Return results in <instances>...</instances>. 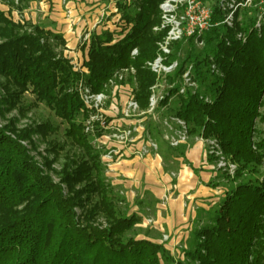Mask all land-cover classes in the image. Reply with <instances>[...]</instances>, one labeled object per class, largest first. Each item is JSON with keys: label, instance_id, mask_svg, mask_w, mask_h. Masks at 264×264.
Here are the masks:
<instances>
[{"label": "trees", "instance_id": "16d2710c", "mask_svg": "<svg viewBox=\"0 0 264 264\" xmlns=\"http://www.w3.org/2000/svg\"><path fill=\"white\" fill-rule=\"evenodd\" d=\"M161 1L117 0L120 31L93 34L83 62L84 79L95 91L115 70L132 65L135 98L146 108L154 75L144 63L157 52L160 35L152 29L159 23ZM221 19L213 9V22ZM255 21L251 15L202 37L205 53L190 60L196 89L178 95L168 110L185 122L190 137L215 138L238 165V183L225 193L215 216L194 232L183 259L174 260L162 244L128 236L140 217L120 214L123 198L106 183L99 154L76 121L82 104L73 87L80 75L57 51L62 37L39 27L33 34L21 32L0 11L7 110L30 91L64 125L62 141L49 142L46 151L54 158L44 161L45 172L0 129V264H264V139L253 141L255 120L264 134V16L258 28ZM133 49L138 55L131 60ZM36 131L47 137L58 126L44 122ZM66 147L55 183L50 166ZM245 173L256 177L245 179Z\"/></svg>", "mask_w": 264, "mask_h": 264}, {"label": "rangeland", "instance_id": "374dc122", "mask_svg": "<svg viewBox=\"0 0 264 264\" xmlns=\"http://www.w3.org/2000/svg\"><path fill=\"white\" fill-rule=\"evenodd\" d=\"M116 2L117 0H27V2L23 0H0V11L14 25L22 27L21 32L33 34L34 27H39L60 35L64 44L58 46L57 51H60L61 56L69 60L72 70L73 64L76 67L79 66L81 69L82 67L86 69V67L83 66V62L87 57L86 53L90 41L87 46L82 38L87 31H92L93 34L105 30L112 32L120 31L121 26L116 23L115 13L113 12L114 9H116ZM90 7L92 8L90 9ZM102 11H104L107 16L102 18L101 23L97 25L98 27L92 29V25L98 20L97 18H99ZM31 13H33V16ZM89 13H92L93 16H88ZM82 15L88 16V20L82 19ZM249 17H251L249 12H244L241 15V18L245 20ZM73 18L81 20L80 27L70 28L68 24ZM67 29L75 33L73 35L74 37L77 36V43L73 49L70 48L73 46V43L71 44L69 40L72 37L65 32L68 31ZM131 33L132 32L128 35V39L131 38ZM205 49V45L199 47H194L192 45L190 46V52L184 50V58L187 57L188 53V55H190L189 61L196 56H202L205 53ZM78 74L80 75V73ZM4 82V79L0 77V129L5 130L8 136L16 140L27 151L31 160L45 172L46 166L44 161L54 158L53 153H48L46 151L50 147L49 142L51 140H55L54 142L62 141L64 125L55 117L51 109L36 102L34 95L31 94L30 91H26L22 94L20 103L17 106L7 110L5 102L8 101V96L6 95L5 89L2 88ZM157 119L158 121H153L151 117H148V119L145 120V128L148 129L151 136L156 140L158 146L157 152L141 159L135 157L121 159L111 165V167L105 169L104 175L106 183L110 185L114 192L118 193L119 196L123 198V202H119L117 205L120 214L123 216L140 214V222L135 225L133 231L130 232L128 236L137 239H146L149 237L156 242H160L159 244H162L164 248L166 247L165 249L174 260H182L183 252L187 251V249L192 246L194 232L203 225L195 229L192 237L189 233L190 236L187 238L180 237L182 236L181 234L172 237L162 229L166 227L165 223H163L165 213L162 211V208L173 201L182 202L183 206L187 203V195L192 191L189 190L184 196L180 197H178L179 194L175 193V191L178 189L177 185L183 182V177L186 178V180L191 179L192 170L188 165L189 159L186 160L182 158L183 155L176 153L168 155L167 157H162L161 150L172 152L178 151L187 144H201L205 159L207 161H212L214 170L219 173L218 177L220 179V183L215 181L208 182L204 186L203 191L211 194L212 190H214L218 192V195L216 194L218 197L222 194L225 195L230 188L235 187L236 183H238V181H234L238 165L232 161L230 156L224 153L218 143L223 154L236 166L233 175L218 170L215 165V159L207 154L205 143L199 139L202 136L190 137L187 133V139L184 143H181L176 148L169 147V144L163 139L165 133H167L166 129L163 127L162 121L164 120L161 118V115H158ZM44 122L57 125L58 132L47 137L37 132L36 129ZM255 125L258 135L253 141L264 139L262 126L258 123V120H255ZM24 133L27 134L26 138L22 137ZM202 139L211 140L215 138L202 137ZM69 150L70 149L66 147L65 151H61L58 154L57 160L50 166L51 171H49V175L55 183H59L60 178L57 173L62 169L65 163V155ZM95 152L98 153V151ZM261 173H264V166L261 168ZM248 177L255 178L256 176L245 173V179ZM219 204L216 203L212 207L209 218L207 217L205 220L206 224L211 217L215 216V211L219 208ZM183 208L186 209L187 207L185 206ZM100 222H103V220L100 219Z\"/></svg>", "mask_w": 264, "mask_h": 264}, {"label": "built area", "instance_id": "2783aa9c", "mask_svg": "<svg viewBox=\"0 0 264 264\" xmlns=\"http://www.w3.org/2000/svg\"><path fill=\"white\" fill-rule=\"evenodd\" d=\"M158 9L159 23L152 29L160 35L156 43L157 52L152 60L144 63V68L154 75L144 110L135 98L137 81L132 65L114 71L99 91H95L84 79L88 71L73 64L74 72L81 75L73 87L82 104L76 121L92 148L98 151L105 169L121 159H141L157 152L156 140L145 128L148 117L158 121L157 116L161 115L167 131L163 139L169 147L176 148L186 141L183 120L168 114L178 95L183 96L196 89L192 64L184 62V50L189 52L192 45L204 46L202 37L207 32L219 26L233 27L243 20L241 15L244 12L255 17V27L258 28L264 16V0H162ZM213 9L221 13L220 22H213ZM113 12L116 23L123 25L120 12L117 9ZM106 16L102 11L92 29L98 27ZM68 25L70 28L80 27L81 20L73 18ZM92 35V31H87L82 38L87 46ZM237 38L244 40L241 34ZM137 55V49L131 50V60ZM182 66V72L176 75ZM199 139L205 143L207 154L215 159L216 168L233 175L236 166L223 154L218 142L215 139Z\"/></svg>", "mask_w": 264, "mask_h": 264}, {"label": "crops", "instance_id": "0c3cea01", "mask_svg": "<svg viewBox=\"0 0 264 264\" xmlns=\"http://www.w3.org/2000/svg\"><path fill=\"white\" fill-rule=\"evenodd\" d=\"M92 7H90V9ZM31 15L33 16V13H31ZM88 16H93V15L92 13H89ZM88 16L82 15L81 18L84 20L85 19L88 20L89 18ZM68 31L70 32V30ZM68 31L65 32L67 33V35H71L72 37L69 40L71 44L73 43V46L70 47L71 49H73L77 43V36L74 37L73 35L75 33L72 32L69 33ZM202 150L203 147L201 144H193V145L187 144L186 146L180 148L178 151H172V152L161 150L162 157H167L168 155L176 154V153L183 155L182 158H185L186 160L189 159L188 165L189 168L192 170L191 179L186 180V178L183 177L184 179L183 182L180 183V185H177L178 189H176L177 191H175V193L179 194L178 197L184 196L189 190L192 191L189 195H187L188 201L187 203L184 204L187 208L186 209L183 208L185 206H183L182 202H178V201H173L167 204L166 207L162 208L163 209L162 211H164L165 213L164 214L165 218L163 219L164 221L163 223H165L166 225V227L162 229L166 231L168 234H170L172 237H176L177 235L179 236V234L182 235L180 236L182 238L184 237L187 238L190 235L192 237V234L196 228H199L200 225L204 226L206 224L205 220L207 217L209 218V213L212 207L216 203L219 204L224 197L223 194L220 197H218L217 196L218 192H215L214 190H212L211 194L203 191L204 186L208 182L215 181L220 183V179L218 177L219 173L214 170L212 161H207L205 159ZM137 215L140 216L139 213H137ZM146 239L156 242L149 237H147ZM156 243H160V242H156Z\"/></svg>", "mask_w": 264, "mask_h": 264}]
</instances>
